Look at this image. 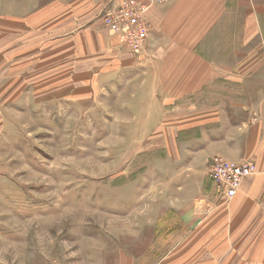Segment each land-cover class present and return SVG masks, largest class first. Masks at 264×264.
<instances>
[{
    "label": "crops",
    "instance_id": "0c3cea01",
    "mask_svg": "<svg viewBox=\"0 0 264 264\" xmlns=\"http://www.w3.org/2000/svg\"><path fill=\"white\" fill-rule=\"evenodd\" d=\"M123 1L0 0V18L10 21L15 46L28 43L29 49L36 37L42 38L39 47L52 50L59 82L67 80L68 55L74 65L89 51L91 73H106L111 82L129 78L134 95L148 97L152 111L182 112L180 106L186 104L183 157L192 161L180 169L172 164L169 173L160 175V184L148 187L146 194L154 191L155 201L168 197L157 194L159 187L161 195L170 194L172 217L165 232L159 220L139 219L147 234L143 239L152 242L149 253V246L138 245L145 251L140 257L156 258L151 264H264V0L150 5L134 0L146 6L142 18L149 27L139 53L121 47L101 24L102 9ZM254 41L249 49L258 52L244 57L243 47ZM179 123L180 118L170 121V128L178 130ZM162 140L180 142L172 134ZM217 157L234 165L252 162L257 168L228 202L217 196L208 177ZM198 161L204 168H196ZM136 198L153 201L141 192ZM169 241L171 249L164 255ZM155 242L160 245L153 248Z\"/></svg>",
    "mask_w": 264,
    "mask_h": 264
},
{
    "label": "rangeland",
    "instance_id": "374dc122",
    "mask_svg": "<svg viewBox=\"0 0 264 264\" xmlns=\"http://www.w3.org/2000/svg\"><path fill=\"white\" fill-rule=\"evenodd\" d=\"M9 23L0 18V264H151L156 258L137 250L146 245L149 253L152 244L139 219L169 231L170 194L159 187L168 197L155 201L146 191L172 164L192 161L183 157L186 104L182 112L152 111L129 78L91 73L89 51L74 65L68 55L67 80L59 82L42 38L15 46ZM253 44L244 57L258 52ZM171 134L180 142L162 140ZM140 192L153 201L141 203ZM164 244L165 255L171 244Z\"/></svg>",
    "mask_w": 264,
    "mask_h": 264
},
{
    "label": "built area",
    "instance_id": "2783aa9c",
    "mask_svg": "<svg viewBox=\"0 0 264 264\" xmlns=\"http://www.w3.org/2000/svg\"><path fill=\"white\" fill-rule=\"evenodd\" d=\"M170 0H148L150 4H164ZM146 6L134 0H125L117 7L106 6L100 12L104 27L114 34L121 47L132 53L144 50L149 27L142 18ZM257 168L252 162L230 164L216 158L212 162L208 177L213 182L217 196L224 202L232 200L244 179L255 175Z\"/></svg>",
    "mask_w": 264,
    "mask_h": 264
}]
</instances>
